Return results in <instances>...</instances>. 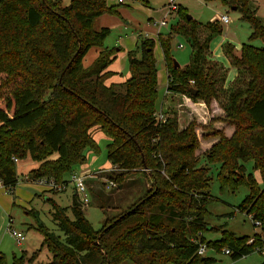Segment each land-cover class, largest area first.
Listing matches in <instances>:
<instances>
[{"label":"trees","instance_id":"1","mask_svg":"<svg viewBox=\"0 0 264 264\" xmlns=\"http://www.w3.org/2000/svg\"><path fill=\"white\" fill-rule=\"evenodd\" d=\"M232 2L250 26V40H264V23L250 8V0ZM175 12L180 23L172 29L188 40L192 53L186 67H174L169 39L159 38L166 92L207 106L224 98L220 107L236 132L210 148L206 163L219 165L221 188L248 190L237 210L252 218L264 243V48L244 44L233 56L224 46L239 80L223 89L216 63L205 64L210 41L220 27L206 24L201 37V26L186 19L184 8ZM104 13H114L106 0H70L67 6L61 0H0V94L4 88L12 89L7 97L0 96V185L11 195L18 183L16 162L29 159L37 166L29 171L28 182H53L66 190L74 168L86 163L87 153L99 152L96 132L108 139L111 171L106 180L123 183L126 175L143 173L150 183L141 198L106 218L98 231L87 221L75 192L71 217L50 198V215L62 237L41 225L40 249L28 261L22 254L13 256L10 264H212L214 259L198 255L201 245L217 252L226 248L233 260L261 249L258 235L247 244L250 238L225 230L219 240L205 241L212 179L210 168L198 166L194 158L198 139L193 123L179 130L174 111L156 110L152 39H141L126 52L129 77L124 82L107 83L114 75L108 67L121 50L103 47L109 29H94V21ZM92 48L101 51L85 67L84 58ZM160 113L164 121L159 120ZM238 161L252 162L263 182L261 189L251 174L244 175L245 167ZM88 194L97 196L90 189ZM42 249L50 255L47 263L37 261ZM0 264H7L1 255Z\"/></svg>","mask_w":264,"mask_h":264},{"label":"rangeland","instance_id":"2","mask_svg":"<svg viewBox=\"0 0 264 264\" xmlns=\"http://www.w3.org/2000/svg\"><path fill=\"white\" fill-rule=\"evenodd\" d=\"M170 2L184 8L187 14L201 26L199 28L201 37L206 24L213 23L220 27V33L214 35L210 41L209 49L205 54V64L216 63L219 70L218 85L223 89L239 80L238 70L233 65L232 58L223 52V47L228 45L233 56L239 55L240 47L244 44L264 48V40H250V26L241 20V14L235 9L232 0H123L122 4H119L118 0H106L107 8H112L114 13H104L97 18L94 21V29H109L110 33L103 47L121 50L111 65V68L119 75L120 82L129 77L126 52L134 50L141 39L148 38L154 41L153 56L157 70L156 110L158 113L160 108L164 112L174 111L179 130L193 123L198 139V149L194 152V158L199 161L198 166L210 168L209 175L212 180L209 195L212 201L207 206L209 214L205 218L207 224V231L203 233L205 241L219 240L221 232L225 230L233 233L235 237H246L247 240L250 238L247 244L254 242L255 235H258V241L263 243V234L258 227L254 226L252 218L245 212L237 210L248 194V190L244 186H239L234 192L228 188H221L217 178L219 165L206 163L205 156L210 148L220 142L221 138H230L236 132L235 125L225 118L220 107L224 98L220 97L217 102L213 101L207 106L201 100L192 101L185 95H173L166 92V62L159 38L162 37L163 41L169 39V56L180 68L189 64L192 53L188 40L182 35L175 34V29H172L176 27L179 17L177 12L167 14ZM69 3L70 0H61L62 6H67ZM249 6L255 10L256 17L264 23V0H250ZM223 16L228 18L227 24L221 21ZM163 20L166 24L159 28L158 25ZM171 29L172 34H170ZM93 55V50L88 52L84 65L90 64V58ZM11 91L9 87L4 88L0 96L5 98ZM238 134L241 136L239 131ZM94 140L99 152L87 153L86 163L76 166L73 171L79 175L82 167L88 169L86 188L94 190L98 197L89 198V202L83 205V212L92 228L98 231L106 218L114 217L141 198L147 191L150 179L143 173H130L126 175L123 183L109 186L105 180L106 175L110 173L104 171L109 167L106 158L108 139L102 132H96ZM238 164L244 165V175L251 174L261 189L263 182L259 172L253 169L252 162L238 161ZM36 166L37 164L29 159L16 162L18 183L11 195L0 185V255L7 264L11 263L13 256L19 257L21 254L28 261L31 255L40 249L42 236L37 229L41 225L62 237V233L51 218V205L48 198L61 208H66L68 216L71 217L70 207L74 192L72 184H68L65 192H58L56 189H51L49 192L43 191L40 186L28 182L29 171ZM235 176L237 175H234V178ZM107 186L109 187L106 188ZM101 202L104 208H101ZM9 229L23 234L25 239L20 245L10 235ZM225 249L222 248L219 252L207 249L204 257L214 259L212 264L264 263V252L255 251L238 260H233L231 255L224 254ZM37 254L38 262L50 261V255L46 249L40 250ZM122 264L132 263L125 261Z\"/></svg>","mask_w":264,"mask_h":264},{"label":"built area","instance_id":"3","mask_svg":"<svg viewBox=\"0 0 264 264\" xmlns=\"http://www.w3.org/2000/svg\"><path fill=\"white\" fill-rule=\"evenodd\" d=\"M118 3L122 4L123 0H118ZM176 9H177V6L173 2H170L168 4V12H167V14H170L171 12H175ZM221 21L224 24H227L228 23V18L226 16H223L221 18ZM165 24H166V22L163 20V21H161L159 23L158 27L159 28L163 27V26H165ZM158 118H159V120L164 121V116L161 113L158 114ZM104 171H109L110 172L111 171V167H110V169H106ZM87 176L88 175H82L81 173L78 175L75 172H73L70 175V177H69V182H70V184H72L73 190L77 194V196L79 198V201L81 202L82 205H86L89 202L88 189L86 188V185H85V181H86ZM105 181L107 183H109V186H113V185L115 186L114 182L108 181V180H105ZM35 184L46 185L49 190L56 189V190H58V192L65 191V187L63 185L62 186L56 185L53 182L46 183L45 181H38ZM109 186H107L106 188H108ZM256 225H258V223H256ZM9 231H10V235L15 239V241H16V243L18 245H20L24 241L25 238H24L22 233L15 232L12 229L11 230L9 229ZM205 251H206L205 245H201L199 247L197 253H198V255H204ZM257 251H259L260 253L264 252V247H262L261 249L258 248ZM224 254L229 255L230 251L229 250H224Z\"/></svg>","mask_w":264,"mask_h":264},{"label":"crops","instance_id":"4","mask_svg":"<svg viewBox=\"0 0 264 264\" xmlns=\"http://www.w3.org/2000/svg\"><path fill=\"white\" fill-rule=\"evenodd\" d=\"M91 50H93L94 51V55L90 58V64L95 60V58L98 56V54H99V52L101 51V48H92V49H90V51ZM89 51V52H90ZM88 54V53H87ZM87 56V55H86ZM86 56H85V58H86ZM85 58H84V60H85ZM83 64H84V61H83ZM90 64H88L87 66H89ZM112 65V64H111ZM111 65L108 67V71H110V72H112V73H114V75L113 76H111L108 80H107V82H108V84L109 83H114V84H119V83H122V82H120L119 81V75L117 74V72L116 71H114L112 68H111ZM85 67H87L86 65H84ZM166 80H167V75H166ZM124 82V81H123ZM108 169H110V166L108 167ZM88 173V169H86V168H83L82 167V169H81V174L82 175H88L87 174ZM32 184H34V185H37V186H40L41 187V190L43 189V191H47V192H49V189H48V187L46 186V185H38V184H35V183H32ZM66 191V190H65ZM65 191H63V192H65ZM48 199H50V198H48Z\"/></svg>","mask_w":264,"mask_h":264},{"label":"water","instance_id":"5","mask_svg":"<svg viewBox=\"0 0 264 264\" xmlns=\"http://www.w3.org/2000/svg\"><path fill=\"white\" fill-rule=\"evenodd\" d=\"M186 19H187V20H190V19H191V16L187 15V16H186ZM174 67H178V65H177L176 62H174ZM191 93L194 94L193 91H191Z\"/></svg>","mask_w":264,"mask_h":264}]
</instances>
